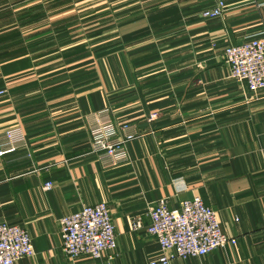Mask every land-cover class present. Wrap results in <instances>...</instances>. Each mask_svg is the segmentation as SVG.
<instances>
[{
    "label": "crops",
    "instance_id": "1",
    "mask_svg": "<svg viewBox=\"0 0 264 264\" xmlns=\"http://www.w3.org/2000/svg\"><path fill=\"white\" fill-rule=\"evenodd\" d=\"M58 1L0 0V16L13 14L15 29L14 14L57 12ZM219 1L225 14L204 18ZM128 2L113 11L105 26L115 35L98 49L93 38L84 53L85 42L57 37L0 51V148L10 127H22L28 142L0 157V224L25 228L35 248L18 264H106V256L68 258L60 232L62 217L99 202L115 224L114 263L150 264L162 254L146 231L151 208L193 196L237 243L172 264H264V92L231 78L224 57L227 45L264 30V0ZM106 109L140 133L128 160L110 167L90 133ZM137 217L143 228L135 230Z\"/></svg>",
    "mask_w": 264,
    "mask_h": 264
},
{
    "label": "built area",
    "instance_id": "2",
    "mask_svg": "<svg viewBox=\"0 0 264 264\" xmlns=\"http://www.w3.org/2000/svg\"><path fill=\"white\" fill-rule=\"evenodd\" d=\"M227 3L219 1L203 11L204 18H218L225 14ZM225 62L234 80L247 84L253 94L264 92V30L242 43L229 44L224 48ZM7 93L0 89V97ZM153 114L150 118L156 117ZM91 128L92 150L105 167L115 166L127 158V144L136 135L132 123H123L117 134L110 110L96 116ZM114 122V123H113ZM7 144L0 148V157L14 153L26 146L22 128H8L1 133ZM51 187V184H47ZM150 224L146 227L161 246L162 254L150 264H172L177 259L204 256L218 248L234 245L237 239L222 229L213 208L200 196L184 199L178 208H171L166 198L156 202L149 212ZM63 250L68 258L88 256L100 259L106 256V264H115L117 234L108 205L99 202L86 205L81 210L60 220ZM135 230L143 228L140 217L133 221ZM35 248L29 232L20 225L0 224V264H18L24 257H33Z\"/></svg>",
    "mask_w": 264,
    "mask_h": 264
},
{
    "label": "rangeland",
    "instance_id": "3",
    "mask_svg": "<svg viewBox=\"0 0 264 264\" xmlns=\"http://www.w3.org/2000/svg\"><path fill=\"white\" fill-rule=\"evenodd\" d=\"M128 1L59 0L56 2V5L60 7L57 12L52 11L49 14L36 12L31 16L21 13L14 14V21L16 26H18V28L15 29H11V21H9L10 16H13V14H2L0 16V51L3 53L2 55H7V52L21 53L27 49L39 48L40 44H44L45 42H48L49 44L56 42L55 38L57 37L61 38L59 42L65 39L64 42L66 43L67 41L73 40L74 37L76 39L78 38L80 42H85V44H82L81 46V48H84V53H86V49L93 44L90 41V39L93 38L96 43L95 49H98L101 47L98 43H103L105 38L113 37V35H115L114 33H111V31L114 30L105 26L110 18L118 16L117 14L119 13L114 14L113 11L119 10L120 7L129 4L130 2ZM34 2L37 3V0H33L32 3ZM25 20L32 21V24H26L27 26L24 25L23 23ZM57 24L61 26L65 25L66 27L61 29V27L58 28L56 26ZM53 47L54 46L50 48ZM155 118L156 117H152L149 119L153 120ZM114 122V127L118 130L116 131L117 134H123L120 130L123 123H117L115 120ZM17 127L20 126L10 128ZM133 127L136 131V135L133 139H131V141L136 139L140 134L138 127L135 124H133ZM26 147H28L27 144L24 148ZM128 157L129 156H127V158L124 157L118 164H122L127 161Z\"/></svg>",
    "mask_w": 264,
    "mask_h": 264
}]
</instances>
